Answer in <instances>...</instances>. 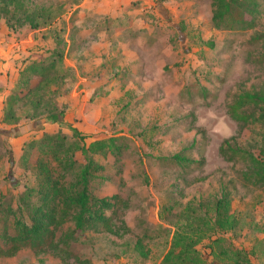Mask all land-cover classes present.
I'll return each instance as SVG.
<instances>
[{
    "label": "rangeland",
    "instance_id": "rangeland-1",
    "mask_svg": "<svg viewBox=\"0 0 264 264\" xmlns=\"http://www.w3.org/2000/svg\"><path fill=\"white\" fill-rule=\"evenodd\" d=\"M79 1L22 0L40 15L38 30L19 25L24 10L0 12V63L12 56L0 72V264H163L175 237H190L208 264H223L221 247L264 264V184L249 182L247 163L222 152L235 138L236 147L264 153L260 126L230 111L240 95L264 93V0L237 1L234 18L248 21L241 30L215 27L213 0H131L117 23L83 20ZM34 63L49 68L48 78L16 101L41 79ZM55 107L65 111L62 124L38 120ZM46 135H64L59 157L77 161L60 179L90 165L91 195L118 197L107 212L111 229L67 238V223L50 247L14 254L4 236L16 218L31 224L39 195L27 194L38 191L44 167L53 179L62 174ZM111 139L112 149L94 146ZM176 154L195 162L179 164ZM219 201L232 229L216 225Z\"/></svg>",
    "mask_w": 264,
    "mask_h": 264
},
{
    "label": "trees",
    "instance_id": "trees-1",
    "mask_svg": "<svg viewBox=\"0 0 264 264\" xmlns=\"http://www.w3.org/2000/svg\"><path fill=\"white\" fill-rule=\"evenodd\" d=\"M237 1L213 0V23L216 28L241 30L247 27L248 21L243 17L240 20L234 18L235 12L238 10L235 8ZM11 6L15 12L24 10L23 18L25 20L22 24L18 22L21 27L28 24L33 30L41 28V23L38 21L40 15H32L26 9L22 0H0V12L2 14H11V11H9ZM7 24L10 28H14L11 19L7 18ZM53 64H56V61ZM30 69L35 74L40 75L41 79L24 97L23 95L16 97V101L25 99L33 91L41 88L48 78L49 74L47 73L50 72L49 68L44 67L43 64L34 63ZM45 110L48 111V108ZM230 111L236 121L243 125H259L260 129L264 132V93L246 92L240 95L230 106ZM64 119L65 111L59 107H55L48 115L38 120L40 122L62 124ZM75 133L76 138L82 137L77 130H75ZM45 137L54 142L51 150L62 168V174L59 175V179H53L52 170L49 171L48 168L44 167L43 179H39L38 191L31 189L27 194L28 199H31L36 192L39 195V199L34 202L30 209L31 224H28L22 218H16L13 225V233L4 236L10 243V249L14 254L25 247L35 249L50 247L56 238V232L67 223L74 224V228L67 238L71 235L72 237H78L91 228H95L96 230L111 229V217L107 215V212L114 209L117 204L114 201L118 197L98 199L91 195L90 165L81 167V171L76 174L77 179H60L70 169L74 168L77 161L74 154L70 157L66 156L64 159L59 157L64 152L65 145L67 144V138L64 135H46ZM233 140L236 139L225 140L222 149L223 154L229 159L239 158L247 163L249 172L246 173V176L249 182L254 185L264 184V153L257 156L246 149L236 147L233 144ZM115 142L116 139L100 141L94 146L99 147L100 150L106 147L112 149L115 146ZM81 150L84 154L88 153V149L85 146ZM171 159L179 164L195 162L181 154H176ZM146 180L148 181V178ZM225 206L227 204L224 201L218 202L215 222L220 229H232L233 223L231 217L228 214L222 213V209ZM189 241H191L190 237L179 239L175 237L172 249L165 257L163 264H192V262H195V264H208L207 261L199 257V253L193 247L195 243L192 244ZM225 241L226 239L224 238L215 239L216 244H221ZM67 245H69V242H67ZM174 255L178 258L177 261H173ZM218 256L223 264H252L249 254L245 250L236 247H232L231 249L221 247V252Z\"/></svg>",
    "mask_w": 264,
    "mask_h": 264
},
{
    "label": "crops",
    "instance_id": "crops-1",
    "mask_svg": "<svg viewBox=\"0 0 264 264\" xmlns=\"http://www.w3.org/2000/svg\"><path fill=\"white\" fill-rule=\"evenodd\" d=\"M131 0H80L76 5V9L82 15L83 20L91 21L93 18L106 19L108 18L112 22L117 23V18H122L128 14L127 6ZM92 23V22H91ZM5 41V39H3ZM10 52V50H9ZM12 56H9L8 52L5 53L3 59L7 60V63H0V72H5L10 66H12ZM1 74V73H0ZM7 73L1 77L6 78Z\"/></svg>",
    "mask_w": 264,
    "mask_h": 264
}]
</instances>
